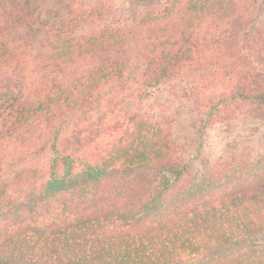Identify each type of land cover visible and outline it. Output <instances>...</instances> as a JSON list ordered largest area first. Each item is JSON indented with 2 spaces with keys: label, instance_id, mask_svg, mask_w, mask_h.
<instances>
[{
  "label": "trees",
  "instance_id": "16d2710c",
  "mask_svg": "<svg viewBox=\"0 0 264 264\" xmlns=\"http://www.w3.org/2000/svg\"><path fill=\"white\" fill-rule=\"evenodd\" d=\"M48 1L0 0V264H264V156L186 176L127 107L264 120V27L239 0Z\"/></svg>",
  "mask_w": 264,
  "mask_h": 264
},
{
  "label": "rangeland",
  "instance_id": "374dc122",
  "mask_svg": "<svg viewBox=\"0 0 264 264\" xmlns=\"http://www.w3.org/2000/svg\"><path fill=\"white\" fill-rule=\"evenodd\" d=\"M77 1L78 5L83 2L88 5L93 4L97 0ZM98 1L107 2L111 6L114 10L113 17L120 18L119 16L123 15V18H126L130 0ZM47 9H58L56 0H49L43 12ZM236 12L241 13L246 19L254 20L256 22L254 28L264 27V0H239ZM172 17L176 18L178 14L173 13ZM188 81L189 79L183 80L179 84L184 86ZM213 81L215 82V87L208 90L205 93L206 96L212 92L221 93L224 89L229 92L228 90L232 86V83L229 85L220 75L213 78ZM164 95L166 97L167 94ZM137 100L130 101L127 107L138 108L141 112L143 111L145 118L155 123L157 121L162 122L163 126H168L169 137L174 143L182 147L177 163L179 168L184 169L186 176L198 177L206 175L213 172L217 165L223 163H247L264 156V120L255 116L241 114L227 122L211 123L205 117L209 108L195 105V99L184 101L182 104H174L168 109H154L152 111L147 109L148 97L141 103H139L140 98ZM61 132L62 136H64L65 128H62ZM113 137L114 135L103 137L100 141L104 144L113 140ZM49 157L51 156H43L38 160L30 159L27 162L38 168H43ZM11 158H9L8 162L20 164V153ZM87 158L89 161H94L95 159L92 155ZM259 241L264 244V236Z\"/></svg>",
  "mask_w": 264,
  "mask_h": 264
}]
</instances>
